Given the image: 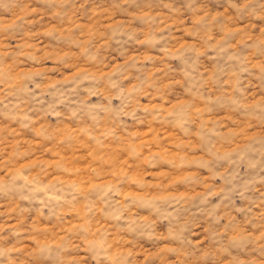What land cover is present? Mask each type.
<instances>
[{"label": "rangeland", "instance_id": "rangeland-1", "mask_svg": "<svg viewBox=\"0 0 264 264\" xmlns=\"http://www.w3.org/2000/svg\"><path fill=\"white\" fill-rule=\"evenodd\" d=\"M0 264H264V0H0Z\"/></svg>", "mask_w": 264, "mask_h": 264}]
</instances>
